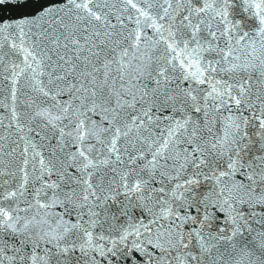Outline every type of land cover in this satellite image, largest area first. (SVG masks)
I'll list each match as a JSON object with an SVG mask.
<instances>
[{"label":"snow or ice","instance_id":"snow-or-ice-1","mask_svg":"<svg viewBox=\"0 0 264 264\" xmlns=\"http://www.w3.org/2000/svg\"><path fill=\"white\" fill-rule=\"evenodd\" d=\"M0 264H264V0H0Z\"/></svg>","mask_w":264,"mask_h":264}]
</instances>
